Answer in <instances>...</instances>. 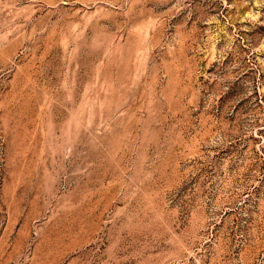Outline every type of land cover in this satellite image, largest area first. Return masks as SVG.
Returning <instances> with one entry per match:
<instances>
[{
  "label": "rangeland",
  "instance_id": "rangeland-1",
  "mask_svg": "<svg viewBox=\"0 0 264 264\" xmlns=\"http://www.w3.org/2000/svg\"><path fill=\"white\" fill-rule=\"evenodd\" d=\"M0 264H264V0H0Z\"/></svg>",
  "mask_w": 264,
  "mask_h": 264
}]
</instances>
